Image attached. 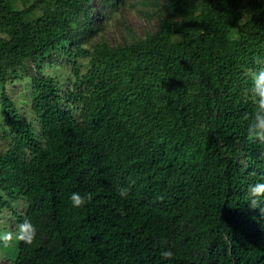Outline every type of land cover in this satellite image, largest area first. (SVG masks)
I'll list each match as a JSON object with an SVG mask.
<instances>
[{
    "label": "trees",
    "instance_id": "1",
    "mask_svg": "<svg viewBox=\"0 0 264 264\" xmlns=\"http://www.w3.org/2000/svg\"><path fill=\"white\" fill-rule=\"evenodd\" d=\"M245 1L140 0L157 28L140 36L127 26L130 39L118 44L94 40L93 65L76 70L71 92L79 119L35 71L44 141L5 95L18 135L0 151L1 207L11 201L17 226L37 228L31 244L1 246L13 264H264V196L250 193L264 182L255 153L264 139L250 131L256 106L244 76L264 68V0ZM89 3L16 10L0 0V83L68 42L89 55L83 43L100 31ZM73 191L92 199L73 207Z\"/></svg>",
    "mask_w": 264,
    "mask_h": 264
},
{
    "label": "rangeland",
    "instance_id": "2",
    "mask_svg": "<svg viewBox=\"0 0 264 264\" xmlns=\"http://www.w3.org/2000/svg\"><path fill=\"white\" fill-rule=\"evenodd\" d=\"M35 0H11L12 7L16 10H25L34 4ZM247 0L245 1V3ZM89 6L92 12V21L99 26L100 31L95 33L96 36L91 40L83 43L84 47L89 48L90 54L84 55L73 46V41L60 46L58 51L52 52L50 55L41 59L37 64L36 62H25V65H16L19 72L22 74L20 78L15 79V82L6 83L3 86L0 83V151H7L12 147L18 135L17 129L13 126L12 117L8 108L5 107V95L13 102L17 113L20 117L35 130L36 136L44 141L42 134V122L40 115L34 110L32 105L33 93L35 91L32 85V75L35 71L40 72L42 75L51 78V80L60 87L61 95L64 97L62 100L66 105L72 106V112L76 118H80L83 114V105L73 103L71 92L75 91V84L77 80L76 70L80 74H84L93 65L94 51L92 43L94 40H107L112 44L124 42L130 39L129 26L136 34L142 36L149 31H154L158 26V15L153 14L148 17L141 8L140 0H113L112 4L106 3L105 0H90ZM40 8H36L34 12L29 13V18L37 16L41 13ZM244 12V20L249 19L251 15ZM257 15V14H256ZM237 29H234V32ZM74 32H82L80 26L75 25ZM236 35V33H234ZM264 65V62H263ZM6 68V66H5ZM8 68H13L10 65ZM244 76L247 82L252 81L251 73L253 70H246ZM248 88L245 92L248 94L249 89H252L247 83ZM85 89V86H82ZM252 92V91H251ZM255 141H253L254 143ZM258 152L260 158L264 161V146L256 148L255 153ZM247 159L244 164L247 166L252 161L251 152L247 153ZM11 201H9L10 203ZM9 203L1 207L0 202V233L17 230L16 214L9 207ZM14 208L20 212L26 209V201L22 198L15 200ZM10 245H15V241H11ZM3 242L0 241V264H13V259L10 253L5 248H2Z\"/></svg>",
    "mask_w": 264,
    "mask_h": 264
},
{
    "label": "clouds",
    "instance_id": "3",
    "mask_svg": "<svg viewBox=\"0 0 264 264\" xmlns=\"http://www.w3.org/2000/svg\"><path fill=\"white\" fill-rule=\"evenodd\" d=\"M251 75L253 81L251 99L256 107L254 110L253 123L250 125V131L259 138L264 139V68L253 71ZM117 191L121 198L126 197L129 193V189L123 186H118ZM250 193L254 198L264 196V182L252 185L250 187ZM91 199L92 194L90 192L82 194L79 191H73L69 197L71 205L77 208L84 206ZM253 204H255V199H253ZM36 233V226L30 220L25 219L18 224L15 232L8 231L0 233V241H2L5 246L14 239L31 244ZM164 255L171 256L172 252L166 251Z\"/></svg>",
    "mask_w": 264,
    "mask_h": 264
}]
</instances>
